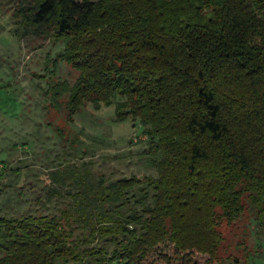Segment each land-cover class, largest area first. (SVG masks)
Segmentation results:
<instances>
[{
  "label": "trees",
  "instance_id": "16d2710c",
  "mask_svg": "<svg viewBox=\"0 0 264 264\" xmlns=\"http://www.w3.org/2000/svg\"><path fill=\"white\" fill-rule=\"evenodd\" d=\"M11 1L77 72L53 99L139 119L156 174L74 170L57 213L0 215V264H225L223 223L264 224V0Z\"/></svg>",
  "mask_w": 264,
  "mask_h": 264
},
{
  "label": "rangeland",
  "instance_id": "374dc122",
  "mask_svg": "<svg viewBox=\"0 0 264 264\" xmlns=\"http://www.w3.org/2000/svg\"><path fill=\"white\" fill-rule=\"evenodd\" d=\"M13 4L0 0V215L57 213L73 200L74 170L106 183L155 175L139 119L90 102L70 117L67 97L53 99L51 85L72 84L77 72L59 57L63 43L13 35ZM251 213L221 226L223 263L264 264V224Z\"/></svg>",
  "mask_w": 264,
  "mask_h": 264
}]
</instances>
